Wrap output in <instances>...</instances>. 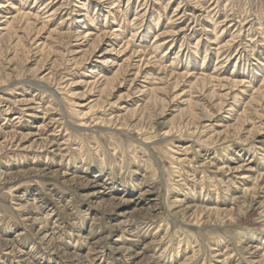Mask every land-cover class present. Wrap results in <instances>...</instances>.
Segmentation results:
<instances>
[{
  "label": "rangeland",
  "instance_id": "rangeland-1",
  "mask_svg": "<svg viewBox=\"0 0 264 264\" xmlns=\"http://www.w3.org/2000/svg\"><path fill=\"white\" fill-rule=\"evenodd\" d=\"M0 264H264V0H0Z\"/></svg>",
  "mask_w": 264,
  "mask_h": 264
}]
</instances>
